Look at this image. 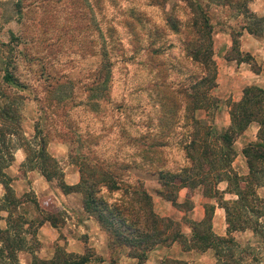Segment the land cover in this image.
I'll list each match as a JSON object with an SVG mask.
<instances>
[{
  "label": "rangeland",
  "instance_id": "1",
  "mask_svg": "<svg viewBox=\"0 0 264 264\" xmlns=\"http://www.w3.org/2000/svg\"><path fill=\"white\" fill-rule=\"evenodd\" d=\"M206 11L212 45L218 30L229 27L232 35L245 22L235 6L210 4ZM189 14L185 0H0V55L10 57V67L20 83L0 85L4 95L0 96V109L9 114L0 118V128L8 125L16 130H12L16 134H6L7 146L0 142L1 159L21 150L26 155L22 175L24 170L37 171V151L43 139L62 179L66 173H76L79 181L81 161L109 165L117 168L123 181L133 184L140 180L156 213L170 217L175 207L157 192L159 170L175 173L190 165L185 145L191 139L193 123L183 116L184 102L177 90L195 81L203 69L188 53L193 40L186 27ZM169 16L177 29L171 28ZM236 54L229 51L225 56ZM213 59L216 63L214 52ZM103 64L109 70L108 98L98 99L94 94L102 83ZM169 95L175 96L172 102L181 101L178 110H172ZM212 116L196 115L206 125ZM158 139L162 145L148 146ZM181 188L177 201H183ZM193 191L184 193L188 201L182 209L189 206ZM100 195L114 203L121 190L102 186ZM16 197L15 210L33 217L30 226H22L25 249L49 248L54 254L57 247L66 252L74 247L81 249L74 253L90 256L87 264H102L93 259L96 256L103 257L106 264H135L126 248H109L107 234L83 206L79 219L93 220L98 229L73 221L71 212L55 206L52 195L39 200L29 191ZM48 215L56 218L59 235L57 241L43 246L30 235L35 234L36 223ZM98 230L104 232L105 240Z\"/></svg>",
  "mask_w": 264,
  "mask_h": 264
},
{
  "label": "trees",
  "instance_id": "2",
  "mask_svg": "<svg viewBox=\"0 0 264 264\" xmlns=\"http://www.w3.org/2000/svg\"><path fill=\"white\" fill-rule=\"evenodd\" d=\"M154 1L159 3L163 0ZM185 1L190 13V19L186 24L187 32L193 37L191 47H188V53L192 61L203 68L195 81L177 90L182 94L181 100L184 102L183 116L185 119H191L193 123L191 139L185 145L190 165L175 173H165L163 169H160L158 179L160 188L157 191L160 197L179 208L188 201L186 199L183 203H177V191L181 187L193 189L202 184L206 192L211 193L212 179L228 178L234 182L238 181L237 174L231 169V162L235 156L233 142L253 121L260 126L257 134L259 141L245 146L243 154L249 164L250 173L252 170L255 171L254 162L258 160L264 162V91L262 89L248 87L238 102L230 104L231 123L226 130H219L211 123L206 125L195 115L197 110L203 109L207 118L211 117L218 107L217 100L211 95V90L216 83L217 68L213 59V31L206 11L207 7L210 4L237 7L245 19L242 28L250 34L258 36H264V16H257L249 11L247 4L250 0ZM168 20L171 28L177 29L173 18L169 16ZM239 34L240 31L232 33L233 46L231 51L236 52L237 56L227 55V59L252 62L256 69V64L249 54H245L246 57H239L237 49ZM2 46H6V44L2 43ZM0 57V70L3 72L0 75V85L1 83L7 85L20 84L10 67V57L5 55H0ZM104 65L106 64L102 66V83L98 87L97 93L94 94L98 99L108 98L106 84L109 78V70ZM169 93L171 94L172 91ZM0 96H4L3 91H1ZM169 98L172 103V110H178L181 101L179 103L175 100L172 102L175 99L173 95H169ZM168 105L170 106L167 97V107ZM7 113V109H0V118L9 115ZM174 113L172 114L174 115ZM12 130L16 132L15 128L8 125L4 129L0 128V142L2 141L4 146H7L5 143L6 134H16ZM40 141V147L37 151V158L40 160L35 167L45 178L57 179V184L63 192L81 194L83 210L105 231L109 248H126L129 255L137 259V264L145 263L147 253L151 249L159 245L169 246L174 242L180 243L186 249L212 248L218 260L225 255L224 252L232 255L235 246L234 239L231 236H217L211 231V206H206L205 216L201 221H188L191 228V235L188 238L181 233L179 222L156 213L152 197L142 186L140 180L133 184L123 181L121 174L116 170L117 168L109 167V165L105 167L103 164L91 160L81 161L78 164L76 159L79 165L80 179L74 185L65 184L62 179V172L56 167V161L46 152L43 139ZM161 142V139H158L148 146L151 147L152 144L160 146L162 145ZM12 161L13 155L11 154L6 160H2L0 156V183L5 188L4 197L0 199V210H6L9 216V225L5 229H0V264H18L17 252L25 249V236L21 234L22 224H20L22 215L15 210L18 205L17 197L14 196L9 185V178L3 172V169ZM102 186L110 191L121 190V197L118 202L108 203L100 195ZM239 193L241 195L240 200H245L243 196L245 194ZM245 203V201H241L240 204L244 206ZM225 209L227 220L230 223L229 229H242L244 226L240 219H242L244 207H233L232 214L229 208L225 207ZM251 210H253L252 207ZM14 212H17L16 219H12ZM44 221H49L55 227L57 225L56 218L54 219L52 215L42 217L38 224L40 225ZM93 259L103 260L99 256ZM91 260L89 255L69 253L57 247L50 259L44 260L34 256L32 264H87ZM159 264L187 263L166 258L162 259Z\"/></svg>",
  "mask_w": 264,
  "mask_h": 264
},
{
  "label": "crops",
  "instance_id": "3",
  "mask_svg": "<svg viewBox=\"0 0 264 264\" xmlns=\"http://www.w3.org/2000/svg\"><path fill=\"white\" fill-rule=\"evenodd\" d=\"M247 7L253 14L264 16V0H250ZM237 39L238 51L241 54H249L256 64V69L255 66L253 67L252 62L227 59V56H225L232 50L233 46L229 27H226L225 30H218L214 34L213 52L217 66V78L211 90V95L217 100L218 107L211 118V124L219 130L229 128L231 123L230 104L238 102L248 87H257L264 91V36L250 34L242 28ZM205 114L206 112L203 109L196 112L199 118H204ZM259 129L260 126L257 122H251L233 142L235 156L231 162V169L232 172L237 174L238 181L234 182L228 178L212 179L211 193H207L205 187L199 184L193 188L194 191L189 206L186 209L174 206L175 209L169 215L172 219L183 222L184 226L180 227L181 233L189 238L191 228L188 223L201 221L205 216L206 206H211V231L217 236H231L234 239L235 246L232 255L224 252L225 255L218 260L212 248L186 249L180 243L174 242L169 246L159 245L151 249L147 253L146 264H159L162 259L166 258L183 261L187 264H264V162L259 160L254 162L255 171L252 170V173H250L249 164L243 154L245 146L259 141L257 138ZM13 156V161L4 168V172L8 176L9 185L16 196L33 191L40 200L44 197L51 198L52 195L55 199L53 200L55 206L68 213L71 212L69 217L73 221L77 220L78 223L88 224L91 228L95 226L98 229L93 220L87 217L79 219L78 215L82 211L80 193L63 192L58 184L57 186L54 185L53 178H45L39 169L27 172L24 170V175H22L20 169L26 161V155L23 151L18 150ZM63 181L67 185H74L78 182V175L76 173H66ZM193 189L181 188L179 198L183 201H177V203H183L187 199L184 198V193ZM238 191L245 194L243 195L245 200H240L241 195ZM4 194L5 188L0 183V199L4 197ZM241 201L246 202L244 206H241ZM235 206L244 207L241 215L242 219H240L244 227L239 230L229 229L230 223L227 220L225 209V207L229 208L232 214ZM251 207L253 210H251ZM14 213L17 215L16 212ZM14 213L12 218L16 217ZM8 219V212L4 209L0 210V229H5L9 225ZM32 219L33 217L22 216L21 227L30 226ZM22 229L21 232H24V227ZM34 232L35 234L30 235V237L35 238L36 241L40 242V245L57 241L59 235L58 229L49 221H44L40 225L36 223ZM98 232L99 236H103L105 240L104 232L100 230ZM24 235L26 234L24 233ZM30 237L28 238L30 239ZM71 250L72 252H67L79 253L81 251L80 248L74 249V247ZM53 255L49 248L41 249L38 252L37 248L34 252L23 249L18 252L17 259L19 264H32L34 256L47 260ZM244 256L249 257V261ZM101 258L103 259V257ZM131 259V262L137 263L136 258L131 257ZM102 264H106L104 259Z\"/></svg>",
  "mask_w": 264,
  "mask_h": 264
}]
</instances>
